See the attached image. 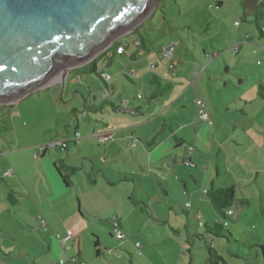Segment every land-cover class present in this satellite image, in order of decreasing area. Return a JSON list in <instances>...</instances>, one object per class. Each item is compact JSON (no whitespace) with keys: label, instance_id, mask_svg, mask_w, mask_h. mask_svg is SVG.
<instances>
[{"label":"rangeland","instance_id":"374dc122","mask_svg":"<svg viewBox=\"0 0 264 264\" xmlns=\"http://www.w3.org/2000/svg\"><path fill=\"white\" fill-rule=\"evenodd\" d=\"M233 1L237 6L243 2ZM211 3V0H162L148 15L153 13L152 16L147 20L146 16L139 25L138 32L151 51L149 61L144 59L140 74L152 71V62L159 63L156 70L159 74L166 73L171 59L160 50L171 39L177 44L175 58L182 60L175 66L181 70L179 74L168 72L165 76L176 86L171 88L169 95L154 99L153 104L150 102L154 87L134 74L137 65L130 60L127 48L125 55H117L112 66L104 58L98 60L99 70L104 69L112 75L110 85L118 86L116 93L142 108L138 115L128 116L144 124L135 126L142 140L132 141L131 148L130 138L121 141L122 132L103 144L99 142L100 134L92 136L93 126L101 131V123L106 119L115 131L120 130L121 124L112 112L98 116L84 112L89 99L92 107L104 101L101 92L106 86L83 68L67 75L65 84L36 90L17 104L0 107V177L5 179L0 181V194L4 197V202L0 201V220L4 225L0 228V264H49V260L59 264L60 260L68 262L69 258L80 264H205L209 256L205 242L213 244L225 264H264V210L261 211L264 209V146L260 145V133L262 137L264 133L251 130V126L258 124L264 131L263 104L256 101L246 112L244 103L229 109L220 104L218 111L208 104L210 100L229 101L240 91L234 85L219 91L216 82L208 83L207 75L203 74L196 90L207 107L210 121L204 123L194 113L193 86L190 91L193 54L194 51L202 54L204 47L212 45L196 29L204 23V12L211 11ZM232 8L227 5L221 13L231 14ZM164 26L172 28L173 34L161 32V28L167 29ZM135 31L137 29L121 39L131 40ZM230 73L240 76L237 71ZM220 74L223 75L224 70ZM233 74L227 76L237 85ZM75 75L81 77L73 82ZM224 85L222 82V88ZM136 93L142 95L141 100L136 98ZM14 111L18 115H14ZM77 120L81 133L78 142L83 149L73 144L69 150L72 163L78 167L71 176V185L66 187L54 172V159L50 157L56 152L67 156L65 150H50V154L39 159L34 153L39 151L40 145L55 140L58 134L74 135ZM149 120L152 121L150 125L146 124ZM172 123L174 132L170 129ZM167 135L171 137V145L164 142ZM176 136L185 137L184 148ZM154 141L156 145H152ZM136 143L141 149L138 159L131 155L132 150H137ZM186 155L192 157L190 166L182 159ZM172 156L184 164L174 163ZM161 160L165 161V168ZM3 163L16 170L14 178L5 176ZM41 166L47 171L49 182ZM211 179L216 182V188L234 185L236 191L237 201L231 218L237 223L228 221L229 226L222 231L225 237L205 232L206 228L199 227L196 220L198 215L202 224L211 226L218 221L208 197L202 195L203 190L211 186ZM20 180L27 187L23 188ZM14 182L17 185L12 188L17 192L14 194L16 205L7 199L12 190L7 183ZM244 198L249 201L247 205L241 202ZM40 209L52 221L45 235L53 242V252L49 241L41 234L46 230L37 231ZM21 213L25 214L27 223H23L25 219ZM114 219H120L123 224L125 238L122 241L116 240ZM28 222L32 223L31 227ZM18 223H22L19 225L26 231L32 230L34 237L20 236L24 232ZM68 232H72L73 238L68 244L71 249L65 254L57 236L65 238ZM97 241L99 247L95 246ZM10 254L13 257H8ZM20 255L24 261L18 259Z\"/></svg>","mask_w":264,"mask_h":264},{"label":"crops","instance_id":"0c3cea01","mask_svg":"<svg viewBox=\"0 0 264 264\" xmlns=\"http://www.w3.org/2000/svg\"><path fill=\"white\" fill-rule=\"evenodd\" d=\"M211 1H212V3L210 4L211 11L204 12L206 14L202 18L204 23L201 26L197 27L198 29H196L201 35L206 37V42H209V43L212 42V45L204 47V49H202V52H203L202 54H197L196 51H194V54H193L195 59L191 63L190 91H191V88L193 86V88L195 90L194 95L196 97L195 109H196L197 102H201L200 99L198 98V95H197L198 93H197L196 89L198 87L197 81H198V79H200L202 77L203 74L207 75V78H208L207 82L208 83H210L211 81L216 82V85H217V88L219 89V91H221V89L226 90L229 86L233 88V85L236 86L235 88H238L240 91L238 94L234 93L232 98L229 97V98H231V100H229V101L224 99V101H222V103L221 102L219 103L216 100L215 101L210 100L208 102V104L213 106L218 111L221 109L222 104L224 105L225 108L229 109L231 106L237 108L239 106V104L244 103L243 109L246 112V111H249V108L251 106H253L252 104L255 103L256 101H261V103L263 104V107H264V34L261 32V28H264V0H243V2L240 4V6H237V4L235 5V2L233 0H230V2H227L226 0H211ZM227 5L228 6L232 5L233 10L231 11L232 12L231 14L224 15L221 13V10L224 7H226ZM155 11H154V13H155ZM152 14L150 16H148L146 18V20L148 18H150L152 16ZM162 17H161V21L164 20L163 14H162ZM235 22L238 23L239 25L236 26L234 24ZM161 26L163 27V25H161ZM164 27H166L167 29L163 30V28H161L160 29L161 32L166 31V33H168V34H173L172 28H170L169 26H164ZM137 29H139V27ZM133 34H132L133 37L131 38V40L119 39L112 46L108 47L100 56L102 58L106 59L105 61H107V62L109 61L110 66H112L117 61V55H125L126 51L129 50L130 60L135 62V64L137 65V69H138V70L136 69V71H134V74L136 76H139L138 77L139 79L147 80L151 84V82H150L151 77L153 75H157L159 80H160V83L162 85L171 84V88L176 86V84L173 83L172 81H168L167 79H165L166 78L165 76H166V74H168V72L171 74H174V75L177 73L179 74L181 72V70L175 66L180 65L182 63V60L176 59L175 56H173L172 60H170L171 63L168 64V67H167L168 70L166 71L165 74H159V72L156 71L160 67L159 63H157V62H152V65L150 67V69L152 71H148V73L142 72V74H140V72L142 71V67H143L142 64L144 62V59L147 62L149 61V58L151 56V53H150L151 51L148 48V44H147L145 38L142 37V35L139 32L135 31V35H133ZM173 41H174V39H171L167 43H164V45L161 47L160 52L163 53L165 47H167L169 45V43H171ZM136 42H137V45H136ZM117 43L119 46H124L125 51L123 54H118L117 51L116 52L113 51L112 47L115 46ZM126 48H127V50H126ZM207 51H210L212 53L209 54V52H207ZM250 53L252 55H250ZM229 54L235 58V61H234V59H231ZM145 55H146L145 58L142 57ZM100 56H98V57H100ZM110 56H112L113 59H110L109 58ZM161 57H162V54H161ZM207 60L208 61L210 60V61L208 62ZM89 64L85 65L84 67L88 66ZM97 64H98V62H97ZM84 67L81 66L79 68L73 69V70H71L70 74L72 72L73 73L79 72L78 70L81 68H84ZM98 68H99V66H98ZM101 70L106 71L104 69H101ZM222 70H224L223 75L220 74V72ZM235 71H237V74H240V76H237V75L235 76L233 73H230V72H235ZM107 73H109V72H107ZM196 74H197V77L195 78ZM228 74H233L234 77H236L237 82H238L237 85H235L233 78H230V79L228 78V76H227ZM233 75H232V77H233ZM80 77L81 76L75 75L73 77V82H75L76 79L80 78ZM111 77H112V75H111ZM111 80H112V78H111ZM165 80H167L166 83H164ZM222 82L225 83L224 88H222V86H221ZM59 83L60 82H57L54 85H57ZM54 85H52V86H54ZM109 85L107 86L105 84L106 89L111 87L110 92H111L112 97H113L112 102L116 103L117 106H120L119 101L122 100V96L119 93L118 94L116 93L118 86L116 84L110 85V86ZM171 88L169 89L168 93H166L165 95H169ZM174 91L178 92V89H174ZM154 92H155V88H154V91L152 93H154ZM136 94H140V93H136ZM225 98H228V97H225ZM154 99H157V98H153V101H151L150 104L154 103V101H155ZM89 101L90 102L86 103L87 105H85V107H84L85 108L84 112L87 115L94 113L98 116L99 114L112 112L116 115L117 120L119 119V121H117V122H119L121 124V125H119L120 130L115 131V129H113V127L111 126L110 121L106 119V121L101 123V125H102L100 127L101 131L98 132L96 130V127L93 126L92 131H91L92 136H94V135L97 136L99 134L104 135V134L111 132L114 134V136H112V139H109V140H113L117 136L116 135L117 132H122L123 137H121L120 139H121V141H123L125 137L127 139L130 138V140H128L129 146L131 145L132 141L135 142L137 140H142V137H141V135H139L138 130L135 126H143L144 124H142V121H140V120H136L134 122L128 118V116L138 115L140 113V111L142 110L141 107H135L132 104V102L130 103L129 101H127L128 102V104L126 105L127 111H124V110L114 111L111 108V106H109V105L106 106V108H104V109L98 110L97 108L100 106V104L98 103L99 106L95 105L92 107L91 106V100L89 99ZM94 102H96L95 98H94ZM15 104H17V103H15ZM0 107H4V106H0ZM131 109H139V113L135 112L136 114L131 115L129 113V110H131ZM206 109H207V107H206ZM14 112H17V111H14ZM194 113L196 115V110ZM77 116H78V114L76 111V117ZM156 118L158 119V117H156ZM151 123H152L151 120L146 122V124H149V125ZM164 123H166V121H164ZM164 123L162 126L166 127ZM258 126H259L258 124L251 126V130L254 132H258V133H260V132L264 133L263 126L261 128H259ZM170 129L172 130V132H174L173 123H172ZM77 133L81 134L79 132V121L77 122V125L75 127L74 135L71 136L69 133L65 132L64 135L59 136V134H58V136H55V138H54L55 140L52 139L51 141H49L51 143V142L57 141V140H65L68 143L67 149H64L61 147L55 148V150H61V151L65 150V152L67 153V156H65V154H63V152H59V153L56 152L55 154L50 155V157L54 159L53 160L54 161L53 162V168H54V172L56 173V175L57 174L59 175V173L57 172L55 165L62 167L63 169H65V172H67V173H69L71 169H75L76 167H78L75 165V163H72L73 162L72 153L69 151L73 144L75 146H77L79 150L83 149V148H80L78 138L75 139V135ZM176 134H179V133L176 132ZM260 134H261L260 135L261 136L260 145L263 148L264 137H262V133H260ZM170 138H171L170 135H167L165 140H164V142H166V144H168V145H171L170 144ZM176 138H178L176 140L179 141L180 145H183V148H184V145L186 144L185 137L176 136ZM49 142H46V143L40 145L39 151L34 153L36 159L45 157L47 153L50 154V150H53V149H44L43 148ZM100 144H103V143H100ZM156 144L157 143L155 141L152 142V145H156ZM135 145L137 147V150L135 152L132 150V152H131V155L134 158L139 157L140 153H141L140 152L141 149H140L139 144L136 143ZM180 145H178L177 147H180ZM36 147H38V146H36ZM130 148H131V146H130ZM185 151L188 152V150H186V147H185ZM186 156H184L182 159H185L186 162L192 161V157L190 155H188L187 158H186ZM171 158H172L173 162L176 164H179L181 166L184 164L183 162H177V160H174L175 159L174 156H172ZM136 159H138V158H136ZM7 160H9V159H7ZM161 164H162V168H165V161L164 160H161ZM3 167L5 168V172H4L5 176H12L13 178L15 177L16 170L13 169L12 166H9V165L3 163ZM41 170L43 171L45 178H47V180L49 182L50 179L48 177L47 171L42 166H41ZM75 173H76V171H75ZM72 175L69 176V179H71ZM256 175H258V173H256ZM52 176H53V173H52ZM59 177H60V175H59ZM45 178L42 179L43 181L41 180L42 183L45 181ZM52 178H54V180H55V176H53ZM60 179L62 181L61 177H60ZM1 180L5 181L4 178L0 177V181ZM68 182H69V185L66 187H69L71 185L70 180H68ZM20 184L23 186V188L27 187L25 184L22 183L21 180H20ZM211 185L216 186V182L213 179H211ZM7 186L9 187V189H12V188H16L17 185H16V182H14L13 184L7 183ZM210 187L211 186H209V188H205L203 190V192L205 190L208 191L210 189ZM203 192H202V195H204ZM16 193L17 192H15L12 189L11 192L8 193V195H7L8 201H10L13 205L17 204L16 200H15L16 197L14 196V194H16ZM31 194L32 193H29L28 195H31ZM204 196L208 197V195H204ZM3 198H4L3 194H0V201L4 202ZM243 201H244V199L241 202L243 203ZM7 209H8L7 207L4 208L5 211H7ZM41 210L42 209L39 210L40 215H38V216L43 218L47 222V224H48V225H46L47 229H50L51 228L50 225H51L52 221H50L48 214H46L44 211L42 212ZM242 210H244V209H242ZM263 210L264 209H261V211H263ZM21 215H22V219H25L23 221V223H25L27 221L26 216L24 213H21ZM39 217H37V219H38L37 231L41 232L42 229H40ZM240 218L241 217H239V219H238L239 221H240ZM217 219H218V217H217ZM117 220L120 222V219H117ZM233 221H234L233 224L237 223L236 220H233ZM7 224H6V226H7ZM19 224H22V223H18V225ZM206 224H208V223H206ZM27 225H28V227H31L32 223L28 222ZM120 225L122 227V230H124L122 222H120ZM3 226L4 225H3L2 221L0 220V228ZM19 227H20V230L24 232L23 234H20V236H22L23 238H25L26 235H27V237H30V236H32V238L34 237V235L32 234L33 233L32 230H30L28 232L23 228L22 225H19ZM0 231H2V230L0 229ZM45 233H47V235H48L47 230H46V232H43V231L41 232V234L43 236H45V238H47V240L49 241L50 251L53 252V248H54L53 242L50 241L51 239H49V237L46 236ZM123 233L125 235V230L123 231ZM64 237H66V236H64ZM122 247L124 248L125 245L124 246L122 245ZM8 257L11 258V257H13V255L10 254ZM78 258H79V256H78ZM18 259L24 261V258L22 255H20L18 257ZM48 262H49V264H55V262H52L50 260Z\"/></svg>","mask_w":264,"mask_h":264},{"label":"water","instance_id":"95a60500","mask_svg":"<svg viewBox=\"0 0 264 264\" xmlns=\"http://www.w3.org/2000/svg\"><path fill=\"white\" fill-rule=\"evenodd\" d=\"M161 1L0 0V106L65 84L71 70L137 29Z\"/></svg>","mask_w":264,"mask_h":264},{"label":"trees","instance_id":"16d2710c","mask_svg":"<svg viewBox=\"0 0 264 264\" xmlns=\"http://www.w3.org/2000/svg\"><path fill=\"white\" fill-rule=\"evenodd\" d=\"M138 30L139 29H137V32H138ZM261 32L263 33L262 28H261ZM133 35H135V33ZM118 46H119L118 43L115 46H113L112 47L113 51L116 52L117 49L119 47H121V46H119V47ZM124 51H125V49H124ZM100 58H102V57L101 56L97 57L88 66L84 67L83 69L89 70L90 74H95V76L98 77V79H100L102 82H104L101 78V75H102V72H105V71L99 70L98 64H97V62H98V60H100ZM109 58L113 59L112 56H110ZM78 71H80V69ZM150 82H151V85L154 86V88H155V92L151 94V98L162 97L163 95L168 93L169 89L171 88V84L162 85L160 83V80H159L157 75H153L150 79ZM110 88L111 87H109V89ZM137 95L138 94H136V98H137ZM141 99H138V100H141ZM95 101L97 103H99L97 101V98H95ZM108 105L111 106V108L114 111L120 110V107H118L116 105V103L112 102V100H104V101L100 102V106L97 109L98 110L104 109ZM134 111L136 113L137 112L139 113V109H134ZM55 166H56L57 172L59 173L60 177L62 178L64 185L68 186L69 185L68 180H70L69 176L74 174L76 170L71 169L70 172L67 173V172H65V169H63L62 167L57 166V165H55ZM207 195H208V199H209L208 201L212 204V206H213V208L217 214L218 221L215 222V224L213 226L207 225V224L204 225V227L206 228L205 232L210 233V234L214 235L215 237H225V234L222 233L223 229H225V227H226V226H224L223 221L228 220V221H230V223H234L232 218L227 216V212L229 210L232 211L233 205L237 201L236 191H235L234 185L229 186L227 188H215L214 185H211L210 189L207 191ZM248 202L249 201L244 198L243 203H245V205H247ZM230 238H231V235H230ZM205 243H206V249H207L208 254H209L208 260L206 261L205 264H225L224 259L220 255L217 254L216 250L213 247V244L212 243L209 244L207 242H205ZM95 246L99 247V241H97L95 243ZM97 253H98V255H100L99 251Z\"/></svg>","mask_w":264,"mask_h":264},{"label":"built area","instance_id":"2783aa9c","mask_svg":"<svg viewBox=\"0 0 264 264\" xmlns=\"http://www.w3.org/2000/svg\"><path fill=\"white\" fill-rule=\"evenodd\" d=\"M234 24L236 26L239 25L236 22ZM262 31L264 33V28H262ZM176 47H177V44H176L175 41H173V42L169 43V45L167 47H165V49H164L165 55L168 58H170L171 60H172V58L174 56V51H175ZM117 53L118 54H123L124 53V46L119 47L117 49ZM101 78L107 85H109L110 82H111V78L112 77H111V75L109 73L102 72ZM110 91L111 90L109 88H107L105 91L101 92V98L103 100H112L113 101V97H112V94H111ZM137 98L141 99L142 96L140 94H138ZM119 102H120V106H118V107H120V110L127 111V109H126V105L128 104L127 100L122 99ZM205 109H206V107L203 105L202 102H197L196 109H195L196 110V116L199 118V120H202V122L208 123L210 121V118H209V114L206 112ZM13 114L14 115H18V112H14ZM78 135H79V133H77L75 135V139L78 138ZM112 136H114V134L111 133V132H109L107 134H104V135H101V136H99V142L102 143V142L108 141L109 139H112ZM59 147L67 149L68 148L67 141H65V140H57V141H54V142H51V143L49 142L43 148L44 149H55V148H59ZM185 164H186V166H190L192 163L190 161H188V162L185 161ZM203 194L207 195V191L205 190L203 192ZM227 216L231 218L233 216V211L229 210L227 212ZM39 220H40V224H41L40 225V229L45 231L47 229L46 225H48L47 222L41 217H39ZM196 220L198 221L199 227L204 226V224L201 223V221H200L201 218L198 215H196ZM112 224H113L114 232L116 233V240H118V241L124 240L125 235L123 233V230H122V227L120 225V222L117 219H114L112 221ZM223 224H224V226L227 227L229 225L228 220H224ZM57 237H58V239H60L59 242H60V246H61L62 250L64 251L65 254H68V252L71 249L70 246H68V244L73 238L72 232H68V234H67V236L65 238H62L59 235ZM136 246L138 248H140V245L138 244V242L136 243ZM59 264H80V263H78L77 260L74 259V258H69L68 262L60 260Z\"/></svg>","mask_w":264,"mask_h":264}]
</instances>
